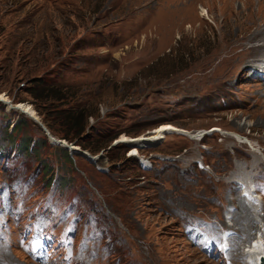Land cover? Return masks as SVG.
<instances>
[{
  "label": "rangeland",
  "instance_id": "374dc122",
  "mask_svg": "<svg viewBox=\"0 0 264 264\" xmlns=\"http://www.w3.org/2000/svg\"><path fill=\"white\" fill-rule=\"evenodd\" d=\"M221 1L0 0V264H260L264 54Z\"/></svg>",
  "mask_w": 264,
  "mask_h": 264
},
{
  "label": "bare ground",
  "instance_id": "6f19581e",
  "mask_svg": "<svg viewBox=\"0 0 264 264\" xmlns=\"http://www.w3.org/2000/svg\"><path fill=\"white\" fill-rule=\"evenodd\" d=\"M195 1L196 0H175L171 8L179 12V15L175 18V20H177L178 22L183 21L185 19L190 22L193 21L194 20L193 14H183L182 11H185L186 10L185 8L191 6V4L194 3ZM234 1H239L240 7H238L237 9L233 8V21H235V25L237 26L239 33H244L247 35L245 37L243 36L242 38H240L241 40L237 41V45L241 47L245 45L247 51L244 53L250 54L252 58L256 57L257 53L264 54V10L262 9L257 10L253 8L247 0H226V1L222 0L221 3H222L224 12H222L221 15L223 18H225L226 16H228V14H230L228 10L224 7V5L232 6ZM263 2L264 0H254V5L257 4V7L259 8L261 4H263ZM253 24L254 26L249 30V28ZM239 33H237L236 35L238 36ZM247 43L249 45H247ZM262 80H264V76H260L259 81H262ZM0 99H2L3 101H6V97L3 95H0ZM14 108L32 117L33 120L39 121V118L37 117L33 108H31L29 105L18 103L14 106ZM237 128L240 129L238 125H237ZM241 129L243 130V128ZM170 131L185 132L184 130L178 129L177 127L171 124H166V125H163L157 128L153 132L154 133L153 136H149V137L141 136L138 138L122 136V138L119 139V141L127 142V143H136V142L138 143L139 141L154 142L156 140L162 139V137H164L163 134L166 132H170ZM49 136H50L49 137L50 139H55L53 136H51V133H49ZM56 140L58 139L56 138ZM256 162L258 164L260 163L258 159ZM249 233L250 231L247 234L242 231L241 234H244V236H250ZM255 243L256 245L253 246L252 248L254 249V252L257 254V259L260 261V264H264V247L261 245V243H257V242ZM258 263H255V264H258Z\"/></svg>",
  "mask_w": 264,
  "mask_h": 264
},
{
  "label": "trees",
  "instance_id": "16d2710c",
  "mask_svg": "<svg viewBox=\"0 0 264 264\" xmlns=\"http://www.w3.org/2000/svg\"><path fill=\"white\" fill-rule=\"evenodd\" d=\"M35 94V97L36 98H38V96L36 95V93H34ZM59 98V97H58ZM59 99H61L62 100V98H59ZM93 114L92 113H90V115L89 116H92ZM87 117L88 116H86V118H85V115L82 113V111H80V112H78L77 110L75 111V112H73V113H67L66 115H65V117H64V119L65 120H67V122L66 121H63L64 123H61L62 125H68L71 129H79V131L81 132V134L84 132V129H85V127H86V119H87ZM14 127H15V125H14ZM49 128L50 129H52L53 130V128L49 125ZM64 133V135H63V137H64V139H67V140H74L75 139V135H72V134H70V133H67V132H65V131H63ZM79 132V133H80ZM80 145H83V143H79ZM103 145V144H102ZM102 145H100V146H98L97 148H90V147H86V148H89L90 150H92V151H97V150H99L100 148H103V147H105V146H102Z\"/></svg>",
  "mask_w": 264,
  "mask_h": 264
},
{
  "label": "water",
  "instance_id": "95a60500",
  "mask_svg": "<svg viewBox=\"0 0 264 264\" xmlns=\"http://www.w3.org/2000/svg\"><path fill=\"white\" fill-rule=\"evenodd\" d=\"M38 124L41 125V128L43 129V131L47 134V136H49V130L47 129L46 126H44L41 122L39 121H36ZM50 137V136H49ZM51 142L55 143V144H59L61 145L62 147L66 148V149H70L71 151H74V150H77V148L74 147L73 144H67L66 140H63V139H59V140H56V139H50Z\"/></svg>",
  "mask_w": 264,
  "mask_h": 264
},
{
  "label": "snow or ice",
  "instance_id": "6c2138e0",
  "mask_svg": "<svg viewBox=\"0 0 264 264\" xmlns=\"http://www.w3.org/2000/svg\"><path fill=\"white\" fill-rule=\"evenodd\" d=\"M0 204H2V201H0ZM0 211H2V208H0Z\"/></svg>",
  "mask_w": 264,
  "mask_h": 264
}]
</instances>
